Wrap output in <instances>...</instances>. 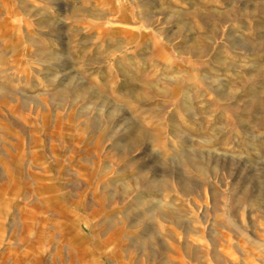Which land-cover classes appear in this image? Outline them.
Here are the masks:
<instances>
[{
	"label": "rangeland",
	"instance_id": "374dc122",
	"mask_svg": "<svg viewBox=\"0 0 264 264\" xmlns=\"http://www.w3.org/2000/svg\"><path fill=\"white\" fill-rule=\"evenodd\" d=\"M0 264H264V0H0Z\"/></svg>",
	"mask_w": 264,
	"mask_h": 264
}]
</instances>
